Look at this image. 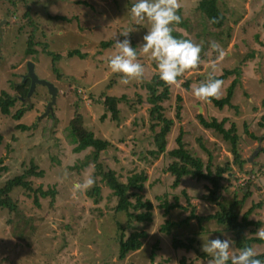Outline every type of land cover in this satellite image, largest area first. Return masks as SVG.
Returning a JSON list of instances; mask_svg holds the SVG:
<instances>
[{"label": "rangeland", "instance_id": "obj_1", "mask_svg": "<svg viewBox=\"0 0 264 264\" xmlns=\"http://www.w3.org/2000/svg\"><path fill=\"white\" fill-rule=\"evenodd\" d=\"M200 1L0 0V96L2 91L17 96L15 86L23 83L27 62L34 64L39 79L58 90L52 115L44 116L51 97L41 85L29 98L16 100L11 115H0V187L34 167L42 176L24 180L33 190L54 191L53 198L36 193L38 204L21 187L10 193L17 211L0 209V264H220L213 258L223 254L233 264L244 263L234 236L213 220L191 219L170 234L161 231L167 221H183L192 212L204 218L219 206L208 199V182L185 177L174 187V176L167 171L172 159L167 153L150 154L156 150L159 125L152 128L144 86L156 74L170 80L169 97L162 103L164 118L173 122L166 152L177 147L175 139L182 133L185 149L204 165L210 160L213 168L231 164L217 202L226 207L242 202L236 206L239 218L251 210L248 219L260 225L250 227L245 237L263 242L251 244L250 255H264V0H217L225 17L220 29L199 10ZM140 10L162 11L178 40L189 41L187 60L177 69L169 61L181 52L160 32V19ZM109 41L111 47H101ZM29 49L34 54L28 55ZM76 50L84 57H68ZM226 71L232 73L216 82L214 91L200 88ZM172 74L179 79L172 80ZM234 81L231 106L216 108L208 96L224 99ZM122 96L114 119L106 97ZM19 109L24 114L15 121L11 116ZM197 115L226 119L225 129L235 126L238 150L246 160L242 170L233 164L229 143L204 129ZM71 123L109 143L96 163L92 148L73 152L75 145L65 135ZM19 124L28 129L19 130ZM108 171L123 184L132 175L146 177L138 195L152 206L150 223H129L125 213L115 212L117 199L102 180ZM95 187L98 195L91 193ZM175 203L180 207L164 214L161 205ZM141 231L146 237L140 250L119 260L120 235L126 240ZM173 236L194 238L197 251L174 249Z\"/></svg>", "mask_w": 264, "mask_h": 264}, {"label": "trees", "instance_id": "obj_2", "mask_svg": "<svg viewBox=\"0 0 264 264\" xmlns=\"http://www.w3.org/2000/svg\"><path fill=\"white\" fill-rule=\"evenodd\" d=\"M199 10L203 13L207 21L211 24L215 29H220L225 21L224 15L220 12L217 7V0H201L198 6ZM143 14H147L151 17L157 16L160 26V32L165 36L169 37L172 40L171 45L176 46L177 51L181 52V56H177V52L173 54L174 58L169 61V65L175 67L177 69L182 62L187 60L186 56L188 55L187 44L188 40L185 42H181L178 40L179 34L171 31L167 26L168 19L165 18V13L162 11H154V12H144L140 10ZM165 46H170V43L164 42ZM30 45V44H29ZM102 48H109L112 45V42H102ZM28 55L34 54V52L29 49L27 51ZM49 56H53L50 52L47 53ZM68 57L78 56L79 58H83L84 56L79 53V51H71L68 54ZM58 56H54L53 59L57 60ZM234 71H237L235 69ZM232 71H226V74L213 77L210 83L201 85L200 88L205 90L206 88H211L213 91L215 90V84L218 81H222L226 78V76L230 75ZM179 74H172V80L177 81L179 79ZM169 79L164 77L163 74H156L152 77V82L145 84L144 88L148 92L149 96L147 97V103L151 104L150 115L154 122L152 128L159 125V132L154 136V144L156 150L151 152L150 154L157 157L159 155L167 153L170 159H172L171 164L167 168V171L174 176V184L173 186H178L181 179L185 177H191L196 179L197 181H206L210 184L211 189H209L208 199L210 202L216 203L219 206V210L212 215L206 216L204 218L196 217L193 212L190 214L188 218L183 221H179L177 223L166 222L164 226H162L161 231L165 234H170V230L173 227H181L184 224H187L191 219H198L199 222L202 220H213L216 224L225 228L226 231L230 232L234 236V245L241 252V257L244 260L243 264H262L264 263V255H250L251 244H259L262 243L263 240L260 238H246L245 232L250 229V227L258 228V222H252L248 219L250 215V211L243 214L240 218L238 212L236 210V206L241 204L234 203L229 206H223L217 202L219 192L225 187L222 182L225 180L224 176L232 172L231 164L226 163L223 166L216 165L213 168L211 160L203 164L202 160L197 157L195 154H192L189 150L185 149V145L182 142V133L178 135L175 139L177 147L175 149L169 150L166 152V135L170 132V128L173 124L171 120H167L164 118L162 110V103L165 102L169 97ZM236 85V81H234L227 90L226 97L224 99H216L213 95H209L208 98L211 103L218 109H223L225 106H231L230 101L233 96L234 86ZM187 83L184 87L187 88ZM161 89L159 92L158 89ZM17 96L12 97L9 96L6 92H1L0 96V115L9 116L11 115L10 109L14 106L16 100H23L26 98L28 89H29V81L23 82L22 84L15 86ZM125 100V97L122 96L120 99H116L114 97H106L105 104L107 105L109 111L112 114V117L115 119L117 117V103ZM176 117L179 118V109L177 108ZM24 114L23 109H19L16 111L11 117L15 121H19ZM197 119L200 125L206 130H213L215 133L220 135L223 141L229 143L230 145V153L233 156V164L238 167L239 170H242L243 165L246 163V160L243 159L238 150V136L236 134V129L234 125H231L229 129H225L226 119H223L221 122H218L216 119L212 118L211 120H206L201 115H197ZM17 128L21 131H25L28 128L24 125L19 124ZM65 135L67 136L68 144L75 145L73 148L74 153H80L88 148H92L93 152V162L96 163L98 159V155L100 152L107 149L109 143L100 139H96L93 137L92 133L87 132L84 128L77 127L75 123H71L69 127L65 130ZM0 144H1V136H0ZM34 167H31L29 171L25 174L11 178L7 180L0 187V209L7 210L9 213H14L17 211V207L15 202L12 200L10 193L18 187L22 189L32 192L34 194V203L38 204V197L36 193L39 194L41 198H45L47 196L54 197V191H46L43 192L41 189L33 190L30 182H26L24 179L28 176H42V172H34ZM102 180L105 181L108 188L112 191L113 196L117 199V204L114 208L116 213H125L129 218V223L132 220L137 222H151V209L152 206L150 202H142L140 200V192L143 188V184L146 181V177L143 174L132 175L127 179V183L123 184L119 182L116 178L115 174L111 171L106 173H102ZM247 188V187H246ZM130 189L134 190L132 194H128ZM99 188L92 189L91 193L93 195H98ZM246 193L242 201L246 198ZM131 199H135L134 202ZM164 208V214H168L170 210L174 208H179L180 206L175 204L161 205ZM140 210H145V212H139ZM254 232V230H251ZM123 234L119 237V248H118V259L124 260L125 257L130 252H135L140 250L142 247L141 239L146 237V233L144 231L141 232H133L130 236L124 240ZM195 242L194 238H188L186 241H182L178 239L176 236L172 238V247L174 249H185L187 251L194 250L193 247ZM222 254L225 252L224 247L221 248ZM198 254V252H197ZM198 256L202 259H207L208 256L205 253H200ZM215 263L220 264H233L232 261L226 256L221 255L213 258Z\"/></svg>", "mask_w": 264, "mask_h": 264}, {"label": "water", "instance_id": "obj_3", "mask_svg": "<svg viewBox=\"0 0 264 264\" xmlns=\"http://www.w3.org/2000/svg\"><path fill=\"white\" fill-rule=\"evenodd\" d=\"M27 78L29 79V89L26 97L29 98L33 94L37 85L45 87L47 89V93L51 97V100L46 106L44 116L52 115V106L55 103V97L58 93L57 88L52 83L39 79L34 72V64L31 62H27V73L23 76L22 81L24 82ZM251 159L252 158H249L247 162H251Z\"/></svg>", "mask_w": 264, "mask_h": 264}, {"label": "flooded vegetation", "instance_id": "obj_4", "mask_svg": "<svg viewBox=\"0 0 264 264\" xmlns=\"http://www.w3.org/2000/svg\"><path fill=\"white\" fill-rule=\"evenodd\" d=\"M26 81H29V79L27 78V79H25V81L24 82H26ZM23 82V81H22Z\"/></svg>", "mask_w": 264, "mask_h": 264}]
</instances>
